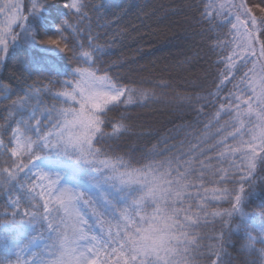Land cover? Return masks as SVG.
Segmentation results:
<instances>
[{
    "label": "snow or ice",
    "instance_id": "obj_1",
    "mask_svg": "<svg viewBox=\"0 0 264 264\" xmlns=\"http://www.w3.org/2000/svg\"><path fill=\"white\" fill-rule=\"evenodd\" d=\"M95 7L87 0H0V65L17 46L55 61L41 68L47 83H27L28 66L16 89L0 82V100H11L0 124L7 194L0 264H229L225 244L233 232L243 234L247 264H264V205L258 215L245 209L258 182L264 185V0H208L200 10L204 23L228 28L229 39L217 35L212 45L228 54L216 62L222 67L212 100L193 110L208 116L204 109L221 101L205 124L219 125L221 137L208 151L221 149L216 158L229 160L231 171L196 157L197 171L169 138L136 167L101 145L127 131L110 111L147 104L153 95L102 67L107 48L86 11ZM206 182L233 186L209 189ZM221 203L229 207H211ZM210 218L221 229L204 245L198 229Z\"/></svg>",
    "mask_w": 264,
    "mask_h": 264
},
{
    "label": "trees",
    "instance_id": "obj_2",
    "mask_svg": "<svg viewBox=\"0 0 264 264\" xmlns=\"http://www.w3.org/2000/svg\"><path fill=\"white\" fill-rule=\"evenodd\" d=\"M91 18V30L100 34V43L105 44L107 54L102 57V67L121 84L138 90H147L153 99L147 104H137L127 108L120 107L110 111L108 118L113 122L123 118L127 131L116 138L105 136L101 145L110 155L119 156L131 162L134 167L146 163V154L158 141L168 139V145H176L177 150L188 153L185 159L193 160V167L199 170V160H209L213 169L225 168L231 171L229 160L217 159L221 149L213 148L221 139L216 130L219 125L205 128V124L216 111L221 101L215 106L204 109L208 116H198L193 108H199L206 101L212 100L208 94L215 92L214 81L218 71L217 61L228 54V50L212 47L219 35L221 42L229 39L228 28H217L200 19V10L208 0H87ZM27 3V0H25ZM261 0H249L255 5ZM104 5V7H100ZM211 11V9H209ZM259 15V10H256ZM71 14V13H69ZM3 18L0 17V20ZM86 21L81 27L87 28ZM106 34V35H105ZM209 36L212 38L209 39ZM55 63L51 57L37 49L17 46L11 51L6 65H0V82L9 84L13 89L20 85L23 67H31L32 72L27 83L41 81L47 83L48 73L41 71ZM65 64L67 61L64 62ZM59 67V65H57ZM248 67H251L249 65ZM246 71L247 69H243ZM166 84L167 87L159 85ZM230 87V86H229ZM223 96L224 93H221ZM200 97V103L195 98ZM12 99H15L13 92ZM11 100H0V124ZM224 119H227L225 117ZM221 120V124H223ZM179 130V134H177ZM106 128L105 132H110ZM232 143V141H229ZM197 147L196 152H190ZM2 151V150H0ZM204 154L201 156L200 152ZM179 154V153H178ZM4 159L0 156V161ZM239 163V161H237ZM216 177L209 172L207 181ZM206 187H232L231 184L216 185L206 182ZM13 190V195H15ZM264 205V185L258 182L257 189L246 202L248 212L259 214ZM212 208H227V203L212 204ZM7 208V194L4 177L0 176V218ZM237 221H233V226ZM221 229L219 221L209 223L198 229L204 238V245L213 243L208 237ZM42 231V229H37ZM45 235H47L45 233ZM3 232L0 230V258L3 257ZM229 243L225 244L229 264H247L246 255L241 251L244 243L243 234L233 232ZM43 247L42 242H38ZM204 251V249H201ZM206 262V258H200Z\"/></svg>",
    "mask_w": 264,
    "mask_h": 264
},
{
    "label": "rangeland",
    "instance_id": "obj_3",
    "mask_svg": "<svg viewBox=\"0 0 264 264\" xmlns=\"http://www.w3.org/2000/svg\"><path fill=\"white\" fill-rule=\"evenodd\" d=\"M209 188V187H208ZM209 189H211V188H209ZM192 191H195V190H192ZM209 195H210V193H209Z\"/></svg>",
    "mask_w": 264,
    "mask_h": 264
}]
</instances>
